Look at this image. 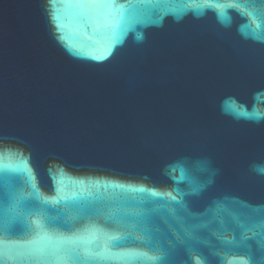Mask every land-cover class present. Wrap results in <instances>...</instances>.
Segmentation results:
<instances>
[{
    "label": "water",
    "instance_id": "water-1",
    "mask_svg": "<svg viewBox=\"0 0 264 264\" xmlns=\"http://www.w3.org/2000/svg\"><path fill=\"white\" fill-rule=\"evenodd\" d=\"M0 264H264V0H0Z\"/></svg>",
    "mask_w": 264,
    "mask_h": 264
}]
</instances>
